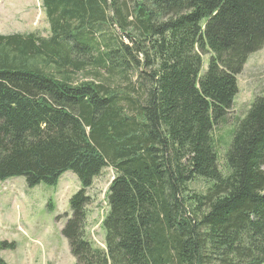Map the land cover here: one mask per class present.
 Listing matches in <instances>:
<instances>
[{"label": "trees", "instance_id": "1", "mask_svg": "<svg viewBox=\"0 0 264 264\" xmlns=\"http://www.w3.org/2000/svg\"><path fill=\"white\" fill-rule=\"evenodd\" d=\"M40 1L49 37L0 34V181L77 177L75 264H264V95L221 167L211 136L264 45V0ZM104 168L101 249L83 226Z\"/></svg>", "mask_w": 264, "mask_h": 264}, {"label": "rangeland", "instance_id": "2", "mask_svg": "<svg viewBox=\"0 0 264 264\" xmlns=\"http://www.w3.org/2000/svg\"><path fill=\"white\" fill-rule=\"evenodd\" d=\"M16 33L49 37L40 0H0V34ZM201 58L204 71L208 55L201 53ZM236 80L237 94L225 121L219 122L211 133L219 167L236 121L247 113L256 97L264 95V45L248 56ZM112 179L113 171L104 168L85 191L88 203L84 237L101 248H104L101 222L108 210L106 193ZM193 188L201 192L205 186L200 183ZM79 189L77 177L69 171L55 186L39 184L28 189L23 177L0 181V261L5 264H75L61 229L70 216L69 200Z\"/></svg>", "mask_w": 264, "mask_h": 264}, {"label": "clouds", "instance_id": "3", "mask_svg": "<svg viewBox=\"0 0 264 264\" xmlns=\"http://www.w3.org/2000/svg\"><path fill=\"white\" fill-rule=\"evenodd\" d=\"M107 206H108V205H107ZM107 212H108V210H107ZM107 212H106V213H107ZM105 215H106V214H105ZM96 246H97V245H96ZM97 247H99V246H97ZM99 248H101V247H99ZM101 249H104V248H101Z\"/></svg>", "mask_w": 264, "mask_h": 264}]
</instances>
